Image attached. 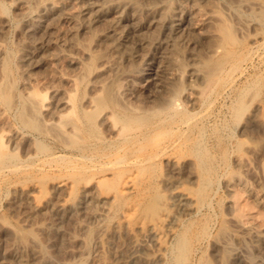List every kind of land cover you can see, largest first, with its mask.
<instances>
[{"label":"rangeland","instance_id":"1","mask_svg":"<svg viewBox=\"0 0 264 264\" xmlns=\"http://www.w3.org/2000/svg\"><path fill=\"white\" fill-rule=\"evenodd\" d=\"M39 1L0 0V264H264V0L184 3L170 61L164 30L125 23L134 55L103 70L66 18L24 35Z\"/></svg>","mask_w":264,"mask_h":264},{"label":"bare ground","instance_id":"2","mask_svg":"<svg viewBox=\"0 0 264 264\" xmlns=\"http://www.w3.org/2000/svg\"><path fill=\"white\" fill-rule=\"evenodd\" d=\"M73 1L81 5L78 9L70 11L68 10V7L70 2ZM135 1L136 0H40L37 12L33 15L25 17L22 31L26 36H28L31 31L36 29L41 32H47L49 27L45 23L44 19L48 14L53 15L57 19L66 18L70 20L72 24V28L69 32L70 41H68L70 46L79 50L75 37L77 34L83 33L91 36L93 46H106V48H108L115 55L114 63H111L112 58L110 59L108 57L102 59L103 62L101 64V68L103 70L118 64L121 58L130 60L134 55L136 44L127 38L126 31L124 30L125 23H128L133 28L143 29L146 32L152 28L155 32L164 30L167 47L163 48L162 56L170 61L171 54L169 49L172 47L170 50L172 51L174 45H176L178 41H184V39L189 35V32L187 34L183 33V28L185 27L182 19V15L185 14L183 5L186 2H195V0H177L178 2L175 6L150 10L144 18H142L139 13ZM18 6L23 10L25 9L24 2L22 1H19ZM3 21L4 20H2V22ZM103 24L105 25V28L100 33H96L95 30ZM68 43L64 42L63 45H67ZM138 45L148 46L149 43L147 40L141 39L139 40ZM43 51L44 45H41L36 49L29 46L20 47L17 53V56L19 54L18 61L21 66L33 67L34 64L39 62L41 59ZM145 64L147 67L146 70L155 73L156 76H159L155 70L153 71L152 68H150V62H146ZM23 73L25 74V72ZM155 79L157 78H154V80ZM154 84L158 86V83ZM166 85L167 83L164 81L160 86L162 89H166ZM118 91V95H121L122 97L126 96L128 92L127 88ZM158 98L159 97L156 99ZM163 98L164 97H162V99ZM157 102L160 101L158 100ZM28 105L30 112L33 115L38 116L43 113H48L52 103L31 100ZM139 109H141V107H139ZM63 123L67 127L71 128V122L66 121ZM48 125H52V123L49 122ZM128 189L129 186L124 184L120 191L121 194ZM156 224H159L158 227H160L159 222Z\"/></svg>","mask_w":264,"mask_h":264}]
</instances>
